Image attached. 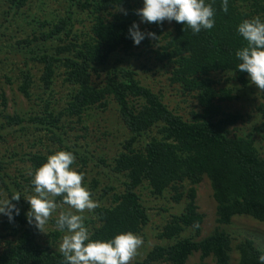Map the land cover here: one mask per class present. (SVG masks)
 <instances>
[{
  "label": "trees",
  "instance_id": "trees-1",
  "mask_svg": "<svg viewBox=\"0 0 264 264\" xmlns=\"http://www.w3.org/2000/svg\"><path fill=\"white\" fill-rule=\"evenodd\" d=\"M30 1L6 0V4L13 14H18ZM63 1L66 8L60 18L41 21L37 34L33 31L9 44L23 58V67H28L20 73L18 90L23 96L28 97L33 85L30 63H36L42 66L40 82L46 90L52 84L55 66L60 67L64 83L72 88L69 100L58 113L46 106L43 113L32 117L1 114L0 132H13L23 138L29 124H36L37 131L49 134L50 144L65 146L60 134L63 118L81 122L87 112L106 110L109 101H113L129 136L110 162L105 157L98 158L100 162L94 167L100 168L106 180H88L85 176L92 192L100 190V183H104L100 198L106 194L110 198L109 205H99L92 212L95 220L90 221L88 229L92 238L110 239L123 231L138 234L150 220L139 189H147L156 198L172 191L170 199L176 204L185 199V205L182 213L171 214L157 235L168 244L153 246L133 264H186L194 253H199L198 264H208L209 258L214 264H229L233 240L226 231L216 229L195 240L204 218L196 205V187L204 177L208 179L219 227L230 224L236 216L264 222V158L252 135H230L229 129L242 116L225 112L222 104L234 99L233 91L219 86L212 78L214 73L229 72L240 86L248 84V74L237 69L235 52L246 45L237 25L244 19L264 18V0H229L227 13L221 8L222 0H206L215 9V26L199 34L174 20L140 23L142 31L155 33V37L144 39L138 46L128 37V28L133 21L139 23L135 10L142 5L133 0ZM122 9L127 10V15ZM83 11L90 25L87 32L76 29L77 16ZM2 21L0 43L3 25L9 22L7 18ZM135 49L138 57L153 55V60L169 73L170 83L179 85L184 95H191L200 112H191V117L184 119L169 110L158 93L143 86L129 68L110 65L115 54L129 56ZM116 63L122 60L118 58ZM94 78L100 82L95 84ZM260 99L256 111L262 123L254 131L264 138V90ZM155 127L157 136L139 145ZM0 139L4 140L2 134ZM50 154L46 150H13L4 156L7 166L0 161V191L5 200L17 193L21 195L19 201H12L20 209L19 215L9 221L2 214L0 220V239L5 243L0 250V264H61L63 260L60 251L38 241L39 230L26 218L30 205L25 197L34 194L30 172ZM77 159L78 171L84 174L89 159L85 154ZM16 161L24 172L12 176L6 167ZM55 200L58 206L67 205L62 197ZM49 224L54 228L51 237L55 242L64 233L57 230L55 218ZM187 230H193V236H183ZM235 249L238 264H259L258 257L264 254L252 239L239 242Z\"/></svg>",
  "mask_w": 264,
  "mask_h": 264
},
{
  "label": "rangeland",
  "instance_id": "rangeland-1",
  "mask_svg": "<svg viewBox=\"0 0 264 264\" xmlns=\"http://www.w3.org/2000/svg\"><path fill=\"white\" fill-rule=\"evenodd\" d=\"M133 1L138 5H143V0ZM64 8H66V4L63 0H31L18 14H13L7 8L6 0H0V23L3 22V18H7L9 21L3 25L4 37L1 38L2 43H0V115L18 114L22 117H32L43 113L46 106H49L51 110L58 113L68 102L72 88L64 83L63 73L59 66H55L56 70L52 84L46 90L40 82L42 66L30 63V74L33 85L29 90L28 97L23 96L18 90L21 83L20 73L21 71L26 72L28 67H23V58L14 52L13 47L9 44L11 41L15 40L16 42L28 36L33 31L37 34L41 30V26H39L41 21L60 18ZM86 15L87 13L83 11L77 16L76 29L78 31L87 32L88 29L86 28L90 25L88 24ZM165 24L166 29L169 30L170 24L168 22ZM137 55L136 49L133 55L129 56L119 52L111 58L110 65L117 66V68L123 65L125 66L124 68H129L136 74L137 80L143 86L158 93L169 110L182 116L184 119H189L191 112H200L196 106L195 99L191 95H184L179 89V85L170 83L169 73L153 60V55L147 54L144 57H138ZM148 55L151 58L148 59ZM118 58L122 60V63H116ZM212 78L219 82V86L232 89L233 91L234 99L222 104L225 112L239 113L242 116V120L229 129L230 135L232 133L239 136L252 135V139L261 157L264 158V138L261 133L254 131L262 123V118H260L256 111V107L261 101L260 95L262 90L251 83L249 78L248 84L245 87L240 86L238 82L233 80L234 76L229 72L214 73L212 74ZM93 82L98 84L100 80L94 78ZM3 96L4 99H2ZM118 115L116 104L110 100L106 110L94 109L89 111L82 117L81 122H78L76 118H63V128L60 134H62V138L66 143V148L63 145L50 144L47 140L49 134L44 130L37 131L38 125L36 124H29L27 130H24L23 138H17L12 134L13 132H7L6 135L5 131L0 132L4 137V140L0 139V161H2L4 166H7V160L4 156L9 155L13 150L26 152L30 150H46L53 153L70 148V151L75 155V164L72 167H75L77 170L79 166L78 157L83 158L85 154V157L89 159L87 162V172L83 174V181L89 189L86 178L91 180V178L96 177L100 178V181L106 180L102 178L100 168L94 167L100 162L98 158L105 157L110 162L111 158L121 151L122 144L129 136ZM12 128L17 129V126H12ZM10 130L12 131V129ZM157 132L158 129L156 127L153 128L139 142V145L145 144L151 137H156ZM75 150L77 151L76 153H74ZM6 171L12 176H17L20 172H24L17 161L6 167ZM96 173L99 174L97 175ZM100 185L99 189L101 190L104 183H100ZM114 186L118 187V184L115 183ZM100 190L94 192L90 190L92 198L98 201L99 205H109V195L106 194L104 198H100V194L102 193ZM139 192L147 208L150 220L148 225L137 234L143 243L137 250V254L130 261V264H133L136 260H142L153 246L168 244V241L159 239L157 235L160 234L162 226L169 220L168 218L171 214L182 213L185 205V199H182L178 204L170 199L172 191H166L159 198L152 196L145 188L139 189ZM4 200L5 197L0 191V202ZM196 205L198 212L203 214L204 218L200 234L195 240H200L210 235L216 229L226 231L233 240L229 264H238V253L235 246L245 239H252L259 249L264 250V222H259L247 216H236L230 224L218 226L216 223V204L212 197L210 183L206 177L196 187ZM66 211H73L75 213V210L71 209L69 205H60L49 220L56 218L61 212ZM92 212L84 210L83 213H77L85 217L84 223L88 229L91 228L90 221L95 220ZM1 217L2 214H0V220ZM52 230L54 228L50 226L48 221L44 226V232L39 230L38 241L44 246L48 243L52 250L59 251V244L64 234L58 240L52 242ZM193 232V230H187L183 236H193ZM4 245V241L0 239V250ZM207 262L208 264H214L211 258L207 259ZM198 263L199 253H194L186 264Z\"/></svg>",
  "mask_w": 264,
  "mask_h": 264
},
{
  "label": "clouds",
  "instance_id": "clouds-1",
  "mask_svg": "<svg viewBox=\"0 0 264 264\" xmlns=\"http://www.w3.org/2000/svg\"><path fill=\"white\" fill-rule=\"evenodd\" d=\"M229 0H222L221 8L227 13ZM127 15V10H123ZM139 23L133 21L128 28V37L135 45L146 38H154L155 33L144 32L140 23L161 24L165 20L187 25L193 34L211 30L215 26V9L206 0H143L142 7L135 10ZM237 32L246 45L237 49L239 61L237 69L246 72L251 83L264 90V18L260 16L244 19L237 25ZM75 155L71 151L60 150L48 155L45 162L35 168L30 175L34 194L25 197L30 205L26 218L30 225L43 231L58 205L56 197L73 211L61 212L55 218L57 230L64 233L59 244L63 260L61 264H130L142 245V239L131 231L115 234L110 239H93L86 227L84 210L94 211L99 207L90 190L82 183L83 173L75 167ZM20 194L0 202V214L9 221L19 215L20 209L12 201H19ZM264 264V254L258 257Z\"/></svg>",
  "mask_w": 264,
  "mask_h": 264
}]
</instances>
